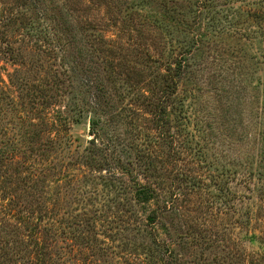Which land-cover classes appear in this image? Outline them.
I'll return each mask as SVG.
<instances>
[{
  "label": "rangeland",
  "instance_id": "rangeland-1",
  "mask_svg": "<svg viewBox=\"0 0 264 264\" xmlns=\"http://www.w3.org/2000/svg\"><path fill=\"white\" fill-rule=\"evenodd\" d=\"M190 10L183 0H0V25L14 22L2 29L0 73L19 69L29 76L30 86L40 79L32 72L40 65L44 81L55 69L65 71L60 88L68 95L58 105L69 117L64 132L58 127H33L31 120L41 124L37 116L11 105L0 90V156L19 147L26 156H35L27 159L19 154L22 162L39 166L38 173L40 157L30 152L37 145L28 142V135L46 132L44 137L51 135L56 141L48 145L55 151L48 193L30 195L21 186L13 185L10 191L0 187V202L24 215L32 212L49 228L42 232L55 244L48 263L264 264V18L256 14L240 24L242 31L250 24L256 35L236 39L234 33L214 32L225 19L214 24L204 20L201 27L191 29ZM26 15L35 21L34 28L28 26L36 29L34 35L23 26ZM51 20L65 27L77 64L68 62L62 68L61 61L53 63L40 50L65 46L55 37H50L52 45L42 38L41 28L49 27ZM89 38L105 60L97 59L99 80L90 70L95 63L89 62L91 48L85 42ZM176 60L182 66L173 95L175 109L166 104L171 124L163 134L168 143L156 149L150 141L157 139V124L145 97L156 96L157 91V98L162 95L169 66L179 68ZM112 70L118 73L115 85L106 75ZM88 74L94 80L86 81ZM82 103L88 110L79 117ZM71 117L80 120L74 124ZM94 121L99 133L96 145L103 151L90 166L86 149L93 148L89 141L94 138ZM174 148L178 154L173 160ZM23 170L22 176H29ZM180 173L175 185L173 177ZM106 181L117 184L106 186ZM150 183H158L156 189L164 198L139 203L138 187ZM18 196L24 206L8 202ZM166 203L167 209L159 212ZM153 211L159 217L150 224ZM18 223L0 216V262L37 264V248ZM3 246L14 263L1 256Z\"/></svg>",
  "mask_w": 264,
  "mask_h": 264
},
{
  "label": "trees",
  "instance_id": "trees-1",
  "mask_svg": "<svg viewBox=\"0 0 264 264\" xmlns=\"http://www.w3.org/2000/svg\"><path fill=\"white\" fill-rule=\"evenodd\" d=\"M184 2L188 3L189 8L191 9L190 12L193 14V24L191 23V29H198V27H201L202 22L206 20V22L209 23H219L221 19H225V24L217 29L216 33H220V35L225 33H234V38L240 39V37H244L246 34V37L253 38L254 35H256V31H254V27L250 26L249 28L244 31L241 30L239 27L240 24L244 23L246 20H250L251 17L257 14V16L263 17L264 14L261 10V7H263L264 3H262V0H253L250 2V0H183ZM241 3H245L246 6L243 7ZM259 14V15H258ZM30 15H26L22 18L23 21H27L25 23L24 28L29 29L30 27H33V20ZM248 22V21H246ZM222 23V22H221ZM7 23L4 24V26L0 25V48L3 47V44L5 41L3 40L4 32L2 29L5 27ZM11 24H14V22H8L6 26H9ZM30 25V27H28ZM86 25V23L83 24ZM82 26V21H79V27ZM34 28V27H33ZM30 30L29 35H34V30ZM82 28V27H81ZM84 30V29H83ZM41 34L43 35V39L45 38L48 40L52 39L50 37H55L61 42L64 48L57 49L55 45L52 46H43L40 48L42 50V53H45V56L54 61H61L62 68L65 66H68V62L71 64H77L79 59L75 56V54L70 50V45L68 44L67 36L65 35V27L61 25L60 22L56 20H51V25L47 28H41ZM216 35V34H214ZM96 40V39H95ZM70 41V40H69ZM84 41V39L82 40ZM75 42V41H74ZM85 42L89 45L91 50H88V53L91 54L89 56V62H94L95 66L90 68L91 73L95 75V80H99V78L102 76L100 74V67H98L100 62L99 56V50L100 48L96 46L93 40L90 38L88 40H85ZM8 49L7 51H11V46L7 45ZM87 53V54H88ZM74 55V57H71V55ZM72 55V56H73ZM83 58V55L81 56ZM16 60L15 56L10 57V59ZM98 59V60H97ZM97 60V61H96ZM107 60V59H106ZM102 61H105L102 58ZM107 60L106 62L111 65L110 61ZM98 62V63H97ZM175 65L179 64V68L177 70L172 69L173 66H169L168 74L165 76L168 79V83L165 84V87L162 91V95L160 97H156L159 95L157 91V95L154 94L150 96V98L145 97L146 99V106L150 107V111L153 115V120H155V124H157L156 130L158 131L157 139H154L153 141H150V147L158 148V147H166L167 143L165 141L166 136L163 134L167 129H169V125L171 124L170 121V114L167 111L166 104L173 106L175 109V103L173 99V95L175 94V91H177V87L179 85V78L181 76L180 73V67L182 66L181 63L174 61ZM36 76L37 74L40 75V79H37L38 82L32 83L30 86V78L26 74H22L19 69H16L13 73H9V75H5L0 73V90L4 92V95L11 100V105L14 104V106L23 108L24 112H27V114H33L36 118H38L41 122L40 125L34 124V122L31 120L30 124L34 127H45L46 129L51 128H59L63 132L68 128V125L70 124L69 117L64 115V112L61 110V108L58 106L59 104L65 102V99L67 98V90L65 91L63 88H60L63 84V75H65V71L58 69H55L53 72H49L48 78L43 77L44 67L42 65L39 66V69L32 71ZM64 72V73H63ZM118 74V73H117ZM115 72L107 71L106 75L109 82H112L114 85L117 83ZM5 76H7V80L5 79ZM92 76L89 74L87 80H94ZM177 79V80H176ZM95 82V81H94ZM85 89H86V83H84ZM99 85V84H98ZM7 87L9 91H5L3 87ZM56 86V87H55ZM97 86V85H95ZM101 86V85H100ZM98 87V86H97ZM116 88V87H115ZM84 89V88H83ZM121 87H119L117 92L120 93ZM129 94L131 93V89H125ZM23 91L27 92V95L23 93ZM102 91V90H101ZM124 92V91H123ZM23 93V94H22ZM72 93V92H70ZM75 99V93L73 96ZM98 101L96 105L99 107V103H101L100 99L102 97L98 96ZM29 100V101H27ZM39 104L43 108H39ZM83 105L79 107V117L83 116L85 112H87L88 109H86L87 105L85 103H82ZM95 104V103H94ZM86 108H85V107ZM53 107L52 112H45L48 108ZM74 108L72 107L71 112H73ZM45 112V113H44ZM76 112V111H75ZM89 112V111H88ZM39 116V117H38ZM76 117H71V121L78 122L80 119ZM130 119V122H132L131 116L128 117ZM22 119V118H21ZM99 124V120L97 121ZM59 123V124H58ZM133 123V122H132ZM97 123L95 121L92 123L93 130L91 131V134L94 136L93 139L89 141V144L93 145V148L88 147L86 150L89 154L86 160V164H89L90 166H94V163H97V160L95 159V156L97 154L101 155L100 152L103 150H99L98 146L96 145V141L99 139V133H96L95 130H97ZM28 133V132H26ZM46 134V132H45ZM45 134H38L34 133L33 135H28V139L33 142V144L37 145V148L31 147L30 152L37 154L36 156L40 157V166H42L41 170L37 173V168L39 166H36L33 164L32 161H24L22 162L21 157L19 154H27V151H23L21 148L17 147L13 150H7L5 152L1 153L0 156V187L10 191L13 188V185H17V187H23L25 192H29L30 195H34L37 193V195H44L48 193L47 189L50 188V185L53 181L48 179V172L52 171V169H55L54 166H50L53 157V148L48 149V145H52L56 143L55 138L51 135H47V137H44ZM151 136V135H150ZM171 143L174 144L176 141V138L174 135H168ZM23 139V136L21 137ZM153 139V138H152ZM238 141V140H237ZM1 145V143H0ZM171 146V144H170ZM53 147V146H52ZM172 147V146H171ZM174 147V146H173ZM177 150L174 148L170 151V156L172 159L173 156H176L178 153ZM126 152V150H124ZM35 156L33 154L27 155L26 158H34ZM178 160H180L178 158ZM48 162V165H45V163ZM15 165V168L12 169L10 166ZM235 164V161H234ZM100 165V163H99ZM46 168V169H45ZM23 169L28 170L29 176L24 177L21 173L24 172ZM103 169V168H101ZM45 170L47 172L45 173ZM151 170V168H150ZM172 173V172H171ZM40 174V175H39ZM180 174H176L175 177H173V180L176 179V177H180ZM252 175V173H251ZM115 180V179H113ZM177 181V180H175ZM107 183H104L106 186H115L116 181H106ZM179 181L174 183L175 185H178ZM158 183H150V187L146 186H140L138 188H141L137 192V199L139 203H152L154 202H160L158 199L159 196L162 197L161 192H158L156 187ZM120 185H123L122 182H120ZM32 193V194H31ZM234 195H237V193H234ZM22 197H12L11 199H8V202L16 203L18 206H24L22 203ZM24 198V197H23ZM164 198V197H162ZM161 198V199H162ZM234 201L236 199H233ZM163 201V200H162ZM188 202L191 201L190 199L187 200ZM237 202V201H235ZM169 203H166L164 208H159V212L162 210L167 209V205ZM11 204H4V202H0V216H8L9 218H12L14 220H17L20 225V227H24L26 232H29V239L30 242L34 243L35 247L37 248V254H38V263L37 264H51L48 263L47 258L49 256V251L52 247L55 246L53 244V241L50 239H47L46 237H43L42 232H48L50 231L47 225L43 224L42 218H38L37 220L34 219L33 213L29 212L28 215H24L21 213L16 212L14 209L10 208ZM172 206V205H171ZM47 207V206H46ZM45 208V210H48V207ZM172 210H174V207H171ZM170 208V209H171ZM237 209V207H234V209ZM43 210V208H42ZM240 209H237V212H239ZM156 211H153L150 213V224L155 223L157 220V217H159L158 213ZM250 212V211H249ZM3 218V217H2ZM251 221V213L247 214V223H250ZM1 225V224H0ZM236 226L238 225L235 224ZM19 233L20 230L18 231ZM42 235V236H41ZM4 241H6L4 239ZM8 242V240H7ZM1 256L3 258H9V250L5 249V246H3V249L1 250ZM9 262H13V258H9ZM14 263V262H13ZM0 264H7L5 262H0ZM23 264V263H19Z\"/></svg>",
  "mask_w": 264,
  "mask_h": 264
}]
</instances>
